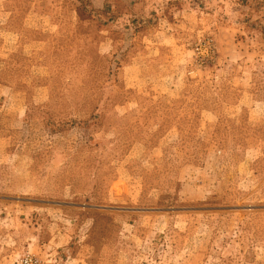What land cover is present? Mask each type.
I'll use <instances>...</instances> for the list:
<instances>
[{"label": "rangeland", "instance_id": "1", "mask_svg": "<svg viewBox=\"0 0 264 264\" xmlns=\"http://www.w3.org/2000/svg\"><path fill=\"white\" fill-rule=\"evenodd\" d=\"M256 4L0 0V264H264Z\"/></svg>", "mask_w": 264, "mask_h": 264}, {"label": "trees", "instance_id": "2", "mask_svg": "<svg viewBox=\"0 0 264 264\" xmlns=\"http://www.w3.org/2000/svg\"><path fill=\"white\" fill-rule=\"evenodd\" d=\"M257 1V4L256 6H264V0H256Z\"/></svg>", "mask_w": 264, "mask_h": 264}, {"label": "built area", "instance_id": "3", "mask_svg": "<svg viewBox=\"0 0 264 264\" xmlns=\"http://www.w3.org/2000/svg\"><path fill=\"white\" fill-rule=\"evenodd\" d=\"M26 262H29V260L27 259ZM30 262H31V261H30ZM30 262H29V263H30Z\"/></svg>", "mask_w": 264, "mask_h": 264}]
</instances>
